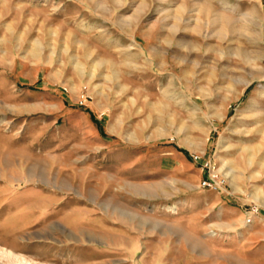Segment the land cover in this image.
<instances>
[{"label":"rangeland","instance_id":"obj_1","mask_svg":"<svg viewBox=\"0 0 264 264\" xmlns=\"http://www.w3.org/2000/svg\"><path fill=\"white\" fill-rule=\"evenodd\" d=\"M0 264H264V0H0Z\"/></svg>","mask_w":264,"mask_h":264},{"label":"built area","instance_id":"obj_2","mask_svg":"<svg viewBox=\"0 0 264 264\" xmlns=\"http://www.w3.org/2000/svg\"><path fill=\"white\" fill-rule=\"evenodd\" d=\"M87 100V96L83 94L80 95L78 104L80 106L84 105ZM195 164L201 167L203 172V177L199 183V188L203 190H208L211 192H221L226 185L225 178L219 173V170L208 160H205L201 155H194L192 157ZM259 212L258 207H251L249 210V217L247 222L250 220V217L257 215Z\"/></svg>","mask_w":264,"mask_h":264},{"label":"bare ground","instance_id":"obj_3","mask_svg":"<svg viewBox=\"0 0 264 264\" xmlns=\"http://www.w3.org/2000/svg\"><path fill=\"white\" fill-rule=\"evenodd\" d=\"M253 18H254V16H252V19H251V23H252V24L254 23Z\"/></svg>","mask_w":264,"mask_h":264}]
</instances>
